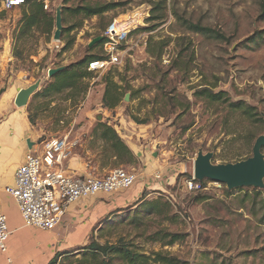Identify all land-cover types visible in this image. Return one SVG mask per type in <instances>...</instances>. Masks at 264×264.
Wrapping results in <instances>:
<instances>
[{
    "label": "rangeland",
    "instance_id": "rangeland-1",
    "mask_svg": "<svg viewBox=\"0 0 264 264\" xmlns=\"http://www.w3.org/2000/svg\"><path fill=\"white\" fill-rule=\"evenodd\" d=\"M40 1L54 19L52 38L36 34L24 42L16 40L22 7L4 10L0 2V90L6 89L0 113L7 105L18 108L20 88L43 85L50 68L80 63L89 54L104 57L103 44L89 45L114 22L132 28L120 64L84 80L85 95L68 101L67 92H36L26 106L36 144L68 137L87 145L97 176L116 169L138 176L132 188L114 194L116 208L100 218L85 246L59 252L55 264H78L93 243L127 246L147 256L163 253L180 264H264V189L229 190L207 180L203 191L188 186L200 153H213L217 165L241 162L253 156L264 135V0ZM154 2H163L156 14L161 20H151ZM110 3L120 6L85 21L63 9ZM59 10L64 29L57 49ZM190 24L208 31L194 32ZM72 39L73 47L65 50ZM14 51L22 52L19 60ZM5 52L10 59L3 58ZM110 80L124 93L113 109L103 99ZM205 90L226 93L229 100L211 101L200 95ZM241 101L255 107L263 121L231 106ZM102 125L113 127L131 150L124 162L102 137ZM126 196L131 200L121 204ZM157 233L177 234L179 240L166 246L151 238ZM41 236L34 234L38 241Z\"/></svg>",
    "mask_w": 264,
    "mask_h": 264
},
{
    "label": "built area",
    "instance_id": "built-area-1",
    "mask_svg": "<svg viewBox=\"0 0 264 264\" xmlns=\"http://www.w3.org/2000/svg\"><path fill=\"white\" fill-rule=\"evenodd\" d=\"M4 10L19 8L25 0H0ZM47 8V7H46ZM132 31L114 22L103 33L104 57L89 63L88 71L101 73L121 62L123 46L127 44ZM60 42H56L57 49ZM79 143L68 137L53 139L37 144L32 148L24 163L15 174L14 187H7L9 194L17 203L25 226L43 231H54L62 225L71 205L98 194H115L132 188L137 174L124 169L112 170L105 176H97L94 166L86 162V174L79 175L69 170V163L76 156ZM211 184L218 185L217 182ZM189 189L203 191L202 182L193 178ZM12 232L8 218L0 213V253L8 252V242ZM7 263L11 264L10 258Z\"/></svg>",
    "mask_w": 264,
    "mask_h": 264
},
{
    "label": "crops",
    "instance_id": "crops-1",
    "mask_svg": "<svg viewBox=\"0 0 264 264\" xmlns=\"http://www.w3.org/2000/svg\"><path fill=\"white\" fill-rule=\"evenodd\" d=\"M41 87L42 84L39 90ZM22 89L24 88H20ZM35 135L37 133L30 123L28 108L12 109L7 105L0 113V213L9 219V229L12 232L8 252L0 254V264H9L6 262L8 258L11 259V264H49L59 252L66 253L75 246H85L87 237L100 218L116 208V203L119 202L116 195L101 193L71 205L62 225L54 231L24 226L16 201L5 193V189L14 183L17 169L31 150L28 141L33 143L32 148L37 145ZM80 148L81 151L68 166L70 171L84 175L87 172L86 162L93 163L94 160L87 145L82 144ZM133 194L136 196L139 192L135 191ZM130 197L126 196L120 203L127 204ZM34 234L43 235V240L38 241Z\"/></svg>",
    "mask_w": 264,
    "mask_h": 264
},
{
    "label": "trees",
    "instance_id": "trees-1",
    "mask_svg": "<svg viewBox=\"0 0 264 264\" xmlns=\"http://www.w3.org/2000/svg\"><path fill=\"white\" fill-rule=\"evenodd\" d=\"M152 0L150 3L152 4ZM152 21L161 20L163 15H156L157 12H162L164 10L163 2L153 3ZM120 5L117 3L110 4H96V5H84L81 7L73 8H63L64 12L74 18L81 17L83 21L90 19L92 17L101 18L105 14L116 10ZM22 7L23 17L20 21L19 33L17 35V42H24L27 39L39 34V36H44L47 39L52 38L54 19L49 11L45 10V3L40 0H25V4ZM63 13V11H62ZM73 28L72 30H74ZM189 29L194 32H207V29L200 27L198 25H189ZM215 34V33H214ZM217 34V33H216ZM215 34V35H216ZM219 33L216 38L219 37ZM103 44V42L101 43ZM74 45V39L66 42L64 47L65 50H69ZM99 46V45H97ZM89 51H93L89 49ZM22 52L14 51L13 57L19 60L22 57ZM102 57L99 54H89L85 60L80 63L67 66L65 70L57 73L49 80L44 79V83L41 90L34 96H45L47 94H66V100L73 101L75 95L80 96L81 94H86L88 90V85H85L84 80L90 78L92 73L88 71L89 63L93 60H101ZM76 90V91H75ZM75 91V92H74ZM74 92V93H73ZM200 95L207 96L211 101L226 102L229 99L228 95L223 92L214 93L210 90H205ZM124 97L122 88L114 83V81H108L103 99L108 107V109H113L119 105ZM234 108H239L245 110V113L250 116H259L258 120L263 121V118L256 112L255 107H250L241 101L238 103H231ZM31 119V117H30ZM103 132L102 137L106 139V142L110 144V148L114 153L116 159L124 162L126 156H130L131 150L125 145L119 136L118 132L109 125H102ZM217 159L214 158L213 161ZM227 194L231 192L227 191ZM144 198V197H143ZM140 199L141 200H143ZM197 201L205 200L204 197L197 198ZM153 205L150 207L152 208ZM153 240L163 242L166 246H172L179 240V235L172 233H157L154 235ZM59 255L49 263L55 264ZM78 264H180L176 259L166 256L163 253H154L151 256L145 254L137 253L135 250L130 249L127 246L121 245H106L102 246L98 243H93L86 248V253L84 258L78 262Z\"/></svg>",
    "mask_w": 264,
    "mask_h": 264
},
{
    "label": "water",
    "instance_id": "water-1",
    "mask_svg": "<svg viewBox=\"0 0 264 264\" xmlns=\"http://www.w3.org/2000/svg\"><path fill=\"white\" fill-rule=\"evenodd\" d=\"M63 18L62 10H59L56 16V32L54 35L55 42H61L63 32ZM103 37L93 39L89 47L93 48L96 44L102 43ZM5 54H8L5 52ZM64 67L50 69L48 71L49 78H52L57 73L65 70ZM41 82H37L28 88L22 89L18 92L15 105L18 108H24L29 105L32 96L39 90ZM6 89L0 90V101ZM129 97L126 98L128 100ZM30 149L33 143L28 141ZM264 135L259 136L253 148V156L247 160L228 163V164H214L213 153H200L195 161L194 178L195 180L210 181L222 183L227 186L229 190H234L242 187H253L256 189H264Z\"/></svg>",
    "mask_w": 264,
    "mask_h": 264
},
{
    "label": "bare ground",
    "instance_id": "bare-ground-1",
    "mask_svg": "<svg viewBox=\"0 0 264 264\" xmlns=\"http://www.w3.org/2000/svg\"><path fill=\"white\" fill-rule=\"evenodd\" d=\"M128 16H129V15H128ZM134 18H135V16H134ZM128 25H129V24H128ZM127 29H128V28H127ZM128 31H132V28H129ZM3 58H4L5 60H7V59H10L11 57H10L9 54H4V55H3Z\"/></svg>",
    "mask_w": 264,
    "mask_h": 264
}]
</instances>
